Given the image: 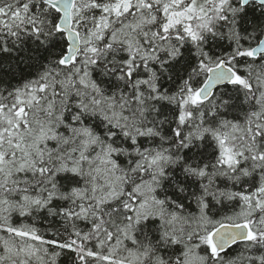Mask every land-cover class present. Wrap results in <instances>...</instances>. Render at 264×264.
<instances>
[{
  "label": "snow or ice",
  "instance_id": "6c2138e0",
  "mask_svg": "<svg viewBox=\"0 0 264 264\" xmlns=\"http://www.w3.org/2000/svg\"><path fill=\"white\" fill-rule=\"evenodd\" d=\"M0 264H264V0H0Z\"/></svg>",
  "mask_w": 264,
  "mask_h": 264
}]
</instances>
